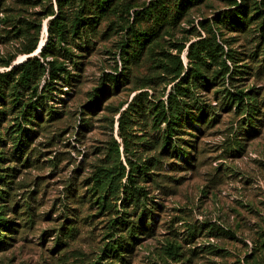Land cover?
I'll list each match as a JSON object with an SVG mask.
<instances>
[{"label": "rangeland", "instance_id": "374dc122", "mask_svg": "<svg viewBox=\"0 0 264 264\" xmlns=\"http://www.w3.org/2000/svg\"><path fill=\"white\" fill-rule=\"evenodd\" d=\"M236 1L250 6L247 20H242L245 28L214 22L213 30L225 49L223 59L231 52L241 66L238 70L249 75H232L236 69L227 60L230 73L223 86L195 90L196 100L185 99L193 116L173 137L178 148L173 153L166 149L167 123L160 109L178 82H171L174 75L163 74L164 80L143 90L135 91L133 83L120 88L85 116L87 126L82 108L98 97L95 90L104 74L127 73L137 85L146 84L155 68L169 61L171 66V58L178 56L186 69L187 48L207 36L201 22L213 24L235 7H229L228 0H204L177 21L179 0H62L67 29L86 24L89 43L74 33L63 44L68 53L59 61L76 81L67 86L61 75L51 86L54 91L45 104L61 117L28 143L34 150L30 166L13 157L19 138L33 127L21 120L18 110L0 123V217L6 226L2 239L8 243L0 251V264H119L111 248L121 239V224L128 222L148 228L128 254V264H264V120L256 128L258 136L244 150L232 152L233 136L244 117L236 107H222V94L216 93L224 88L236 93L237 87L264 102V73L257 75L264 61V0ZM52 13H58V0H6L0 11V73L46 44ZM35 44L36 52L24 54ZM10 61L11 68H6ZM48 80L46 75L38 95ZM141 92L147 94L148 113L134 115L132 127L125 128L131 144L126 155L119 118ZM6 94L13 103L8 108L24 100ZM163 150L161 174L180 183L169 185V179L165 186L170 189H157L151 179L140 181L145 190L140 206L124 201L123 194L111 197L99 180L100 170L109 166L122 165L128 174L127 156L141 167L136 158L146 161ZM189 156L195 161L191 165ZM172 162L181 166L176 173L170 172ZM11 173V183L4 181ZM57 240L63 247L56 246Z\"/></svg>", "mask_w": 264, "mask_h": 264}, {"label": "trees", "instance_id": "16d2710c", "mask_svg": "<svg viewBox=\"0 0 264 264\" xmlns=\"http://www.w3.org/2000/svg\"><path fill=\"white\" fill-rule=\"evenodd\" d=\"M68 1V0H66ZM71 1V0H70ZM180 4L177 8V13L175 19L181 21L189 11L198 3L204 0H179ZM6 0H0V11L4 6ZM229 7H235L224 11L219 18L213 20V24L209 21L201 22V27L206 32L207 36L204 39L197 40L189 45L187 48V58L189 60V66L184 69L183 63L178 56L177 58H171L172 65L170 66V61L168 64L164 63L152 71L149 77L146 78L147 83L137 85L138 81L136 78L130 77L127 73L120 75L114 74H104L102 78V83L99 88L95 90V95L98 96L93 102L83 106L81 114L84 116L82 119L84 126L88 125L89 120L85 116H90L92 113L98 110L101 102L105 100L110 94L114 95L120 88L126 86L127 84H135V91L143 90L147 88L146 86H151L152 83L159 80L162 81L164 78L163 74L174 75L171 82L175 83L173 91L169 93L167 98V105L161 106L160 113L164 116V121L167 123V140L165 142L166 149L169 151L178 152V148H175L173 137H177L180 129L184 128L189 122V115L192 114L190 110L192 109L189 101L185 99L194 100L196 98L195 90H207L209 88H220L224 85L225 77L230 73V67L227 63L231 61L236 69L232 75L235 73L238 75H249L247 72L238 70L239 66L237 59L231 52H229L226 57L227 60L223 59L225 55V49L217 41V36L214 33L213 27L214 22L225 23L227 22L229 27L237 30L239 28H245V24L242 22L243 19L248 18L250 14V6L246 4L238 5L236 0H228ZM63 3L62 0H58V13H52L53 19L49 25V37L46 41L42 43L40 48H42L40 54L35 57L29 58L26 62L19 64L13 68L12 61L5 64L6 68H11L8 72L0 73V123L7 120L10 113H21V120L33 127L32 133L26 135L22 134L19 139V145L16 149L15 156L13 159H17V162L22 164V166H30L29 157L32 156L34 150H30V142L34 141L38 133L45 129L48 123L56 122L60 119L61 114L52 111L47 107L45 101L51 97L52 90L51 86L55 81L61 79V75H64L62 81L65 82L67 86L72 85L76 80H72L71 74L66 71L63 65L60 63V57H64L68 53L67 49L63 47V44L67 43L68 35H73L76 33L79 39L87 45L88 41V28L86 24H78V29L72 26V29H67L68 18L63 16ZM216 24V25H217ZM67 29V30H66ZM76 30V31H75ZM37 44L34 47L28 48L24 51V54L31 55L37 50ZM82 45V44H81ZM186 47H181L180 52H182ZM250 70L248 66H243ZM258 74L264 73V61L258 67ZM48 76L49 85H45L42 89L40 95H38V87L45 76ZM230 76V80H235L233 76ZM237 92H231L224 88L223 90H218L216 93L222 94V107L232 110L236 107L237 113L244 117L239 125L238 131L234 134V146L231 148L232 152L244 150L246 143L259 134V130L256 129L258 124L264 120V102L260 103L257 99V95L251 93H245L243 90H239L235 87ZM234 88V89H235ZM6 92H9L13 97H22L24 100L17 102L15 106L8 108L10 102L9 98L6 96ZM147 94L141 92L136 95L132 101L128 104L127 109L124 113L120 114L118 127L124 139V151L126 155L131 153L130 143L127 140V133L125 128L132 127L131 117L134 115L145 116L148 113L147 104ZM10 97V96H9ZM36 99V101H33ZM196 100V99H195ZM16 101V100H15ZM16 103V102H15ZM196 104V101H193ZM37 107H41L40 111H37ZM119 111H116V114ZM205 116V112H202V118ZM47 118V121L44 119ZM82 126L81 128H83ZM180 139V138H177ZM26 140V142L24 141ZM175 140V139H174ZM24 142V143H23ZM116 152L119 155V146L115 143ZM175 149V150H173ZM135 153H133V156ZM166 156V150L162 153L148 158L143 161L141 158H136V161L142 163L141 167L135 165L129 156H127L126 162L130 166V171L126 174L124 166H120V169L114 165L109 166V168H103L100 170L99 180L107 185L111 197L119 198L120 195H124V201L135 206H140L142 196H145V190L140 187L141 183H146L147 179H151L153 183L157 186V189H170L166 187V181L171 184H179L180 180H176L173 177L165 176L161 174L164 170V159ZM28 157V158H27ZM190 156L187 160H190ZM194 159H191L190 165ZM189 165V164H188ZM187 165V166H188ZM170 172L176 173L180 170L178 162H172L168 164ZM15 171L13 172V174ZM13 174H7L4 176V181L9 183L14 176ZM126 178V183L123 184V179ZM157 178V179H154ZM172 191V190H170ZM134 222H128V224H121V229L119 233L121 239L119 242H115L114 246L111 248L112 257L115 262L121 264H128L126 258L128 254H131L134 248L137 246V242L141 240L140 235H144L148 228H144L142 224ZM141 225V226H140ZM150 228V227H149ZM150 231V230H148ZM6 232V226L3 219L0 217V251L8 246V243L3 242V234ZM10 239V238H7ZM63 243L57 240L56 246L61 248ZM113 263V262H112Z\"/></svg>", "mask_w": 264, "mask_h": 264}, {"label": "water", "instance_id": "95a60500", "mask_svg": "<svg viewBox=\"0 0 264 264\" xmlns=\"http://www.w3.org/2000/svg\"><path fill=\"white\" fill-rule=\"evenodd\" d=\"M41 50H42V48H41V49H39V52H38V54H40ZM35 56H37V55L29 56L27 59H29V58H32V57H35ZM27 59H26V60H27ZM26 60H25L24 62H26ZM24 62H23V63H24ZM21 64H22V63H21ZM18 65H19V64H18ZM16 66H17V65H16ZM12 68H13V67H12Z\"/></svg>", "mask_w": 264, "mask_h": 264}, {"label": "bare ground", "instance_id": "6f19581e", "mask_svg": "<svg viewBox=\"0 0 264 264\" xmlns=\"http://www.w3.org/2000/svg\"><path fill=\"white\" fill-rule=\"evenodd\" d=\"M38 52H39V50H38ZM34 55H38V53H36V54H34Z\"/></svg>", "mask_w": 264, "mask_h": 264}]
</instances>
